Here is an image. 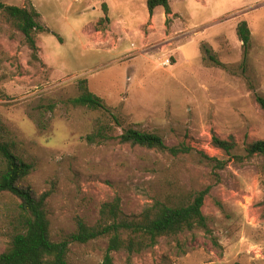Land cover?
Segmentation results:
<instances>
[{
    "label": "rangeland",
    "instance_id": "374dc122",
    "mask_svg": "<svg viewBox=\"0 0 264 264\" xmlns=\"http://www.w3.org/2000/svg\"><path fill=\"white\" fill-rule=\"evenodd\" d=\"M2 1L34 7L51 30L38 34L41 61H32L23 33L0 14V115L6 139L33 166L25 184L50 192L53 239L75 231L79 219L94 225L102 204L115 198L138 215L157 199L187 201L210 187L203 211L211 232L163 237L131 264H264V156L245 151L264 139L257 101L264 96V0H170L168 23L162 6L150 16L147 0ZM103 3L116 23L102 21ZM242 21L251 30L247 57L237 33ZM80 79L121 125L70 102ZM102 124L112 136L135 127L190 151L104 140L96 135ZM214 134L233 135L243 159L215 148ZM18 202L0 193V254L17 231ZM106 249V239L72 244L69 264H104ZM113 257V264L129 262L125 252Z\"/></svg>",
    "mask_w": 264,
    "mask_h": 264
},
{
    "label": "trees",
    "instance_id": "16d2710c",
    "mask_svg": "<svg viewBox=\"0 0 264 264\" xmlns=\"http://www.w3.org/2000/svg\"><path fill=\"white\" fill-rule=\"evenodd\" d=\"M162 6L167 16L166 23L172 14L170 0H147L149 14L152 17L156 8ZM105 16L102 21L110 22L109 7L103 3ZM0 14L25 37V42L31 50V60L41 61L38 45V34L51 32L38 19L40 12L34 7L28 9L10 5L0 0ZM243 41L245 56H248L251 46V30L246 21H242L237 29ZM55 35L63 42L59 34ZM206 52L210 53L209 49ZM80 94L70 102L75 106L91 110H101L109 120L121 125L120 119L110 111L103 98L92 92L87 79H80ZM257 101L264 110V96L258 95ZM109 124H102L97 130V137L107 140L117 137L121 143L130 146H140L150 150L170 152L174 155L190 151L185 145L169 146L164 137L156 132L128 127L117 136L108 134ZM8 128L0 115V193H10L18 199L19 217L17 231L12 236L5 251L0 254V264H69L72 244H87L94 240L106 239L107 249L104 264H113L114 252H125L131 258L159 244L163 237H175L196 228L211 232L203 207L210 187L199 191L192 199L177 202L172 199H157L138 215H127L121 208L119 198L104 202L100 209V218L94 225L84 220L77 221L76 230L60 240H54L51 220L48 211L50 192H37L25 184V179L31 174L33 166L15 151L14 141H8ZM213 146L233 155L237 160L243 157L234 154L238 143L233 135L222 138L217 134L212 137ZM246 157L264 156V139H257L245 147ZM218 167H223L226 161L211 157Z\"/></svg>",
    "mask_w": 264,
    "mask_h": 264
},
{
    "label": "built area",
    "instance_id": "2783aa9c",
    "mask_svg": "<svg viewBox=\"0 0 264 264\" xmlns=\"http://www.w3.org/2000/svg\"><path fill=\"white\" fill-rule=\"evenodd\" d=\"M163 64L170 66L171 65V59L170 58L165 59V61H163Z\"/></svg>",
    "mask_w": 264,
    "mask_h": 264
},
{
    "label": "crops",
    "instance_id": "0c3cea01",
    "mask_svg": "<svg viewBox=\"0 0 264 264\" xmlns=\"http://www.w3.org/2000/svg\"><path fill=\"white\" fill-rule=\"evenodd\" d=\"M108 7H109V9H110V6H109V4H108ZM170 16L172 17V14H171ZM152 17H153V16H152ZM110 19H111V21H112V22H114V23H116V22H117V21L115 22L114 20H112V18H110ZM165 19H166V16H165Z\"/></svg>",
    "mask_w": 264,
    "mask_h": 264
}]
</instances>
